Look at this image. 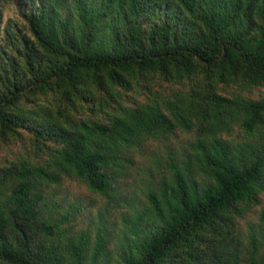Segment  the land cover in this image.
<instances>
[{
    "label": "trees",
    "instance_id": "1",
    "mask_svg": "<svg viewBox=\"0 0 264 264\" xmlns=\"http://www.w3.org/2000/svg\"><path fill=\"white\" fill-rule=\"evenodd\" d=\"M261 89L264 0H0V264H264Z\"/></svg>",
    "mask_w": 264,
    "mask_h": 264
},
{
    "label": "rangeland",
    "instance_id": "2",
    "mask_svg": "<svg viewBox=\"0 0 264 264\" xmlns=\"http://www.w3.org/2000/svg\"><path fill=\"white\" fill-rule=\"evenodd\" d=\"M15 8L13 5H8L3 14V21H5L8 17H13L15 15ZM253 97L257 98L264 95V89L257 90L253 94H251ZM186 140V136L184 134L177 133V139H171V147L178 148L180 144L184 143ZM159 155L162 153V151H158ZM8 155L6 151H0V159L4 156ZM133 179L129 178L128 182L131 183V187L135 190L136 185L138 183H133ZM64 190H62V194L68 196L69 200L73 201L74 199H81L82 203L85 206H88L90 203L95 204V207L92 208L93 213L96 211V209L99 207L101 208L103 206L102 199L94 195L92 193H89L82 185H79L77 183H65ZM261 211L264 212V192L260 195V204L250 209V211L247 213L245 218L241 220L240 227L243 231L248 230V226L251 225L255 229H257V223H258V216L261 213ZM111 220L115 221L116 223H120V215H118L116 212H111Z\"/></svg>",
    "mask_w": 264,
    "mask_h": 264
}]
</instances>
